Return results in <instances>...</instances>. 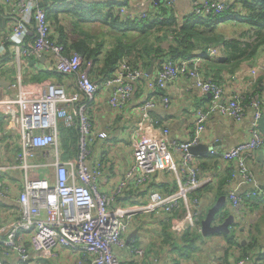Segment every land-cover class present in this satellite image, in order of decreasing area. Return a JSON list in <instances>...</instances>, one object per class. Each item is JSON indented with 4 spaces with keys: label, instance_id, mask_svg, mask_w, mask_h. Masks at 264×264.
<instances>
[{
    "label": "built area",
    "instance_id": "1",
    "mask_svg": "<svg viewBox=\"0 0 264 264\" xmlns=\"http://www.w3.org/2000/svg\"><path fill=\"white\" fill-rule=\"evenodd\" d=\"M67 1L76 3L84 0ZM7 2L12 26L9 35L0 41V56L6 52V42L14 43L13 51L17 57L41 58L48 55L51 70L71 77L74 91L67 93L62 86L43 81L36 83V95L26 96L22 90V76L18 74L9 85V93L0 97L3 129L18 140L15 145L8 142L12 145L9 150L13 161L7 163L4 160L0 164V173L17 178L15 182L8 178L0 179V202L15 204L13 208H0V264L13 258H17L19 264H40L36 259L51 261L58 247L75 253L76 264H122L114 249L125 245L122 232L126 222L139 214L162 212L169 219L170 230L177 234L188 228L201 231L196 192L207 180L189 148L200 143L208 112L198 111L193 135L175 144L168 141V126L150 116L151 110L168 106L166 90L171 82L178 79H186L202 95L209 94V112L217 110L236 123L242 121L246 107L250 108L253 122L247 140L228 150L219 152L213 149L210 153L212 157L235 166L240 177L238 186L250 185L245 191L246 198L264 196L247 165L256 150L264 149V133L259 132L257 124L264 106V88L235 89L226 97L223 82L206 79L198 58H166L151 75H146L134 62L123 59L110 78L98 83L90 78V63L84 66L78 52L71 50L67 53L64 45L57 42L40 0ZM174 2L133 0L129 9L120 7L114 12L130 21L146 18L148 11H155L153 14L162 18L170 15ZM229 2L192 0L191 11L196 15L219 13L228 8ZM31 33L33 39L27 42L26 38ZM217 53V49L209 50L211 56ZM251 73L254 78L256 70ZM143 77L147 78L146 99L136 107L138 119L130 165L112 192L102 193L98 182L103 166L96 160L90 162V145L96 139H104L106 134H93L89 104L99 88L105 86L109 88L110 108L118 114L126 112L134 86ZM245 100L247 104H244ZM59 124L77 129L78 151L72 160L61 159ZM147 130L153 133L147 135ZM40 171H43L42 175ZM160 171L175 176V190L167 194L151 192L147 202L141 205H114L130 180L135 186H142L152 174ZM9 186L17 190L15 199L11 198ZM225 197L234 220L241 225L248 224L244 201L237 188H228ZM177 210H182L179 217L174 214ZM134 251L139 257L144 255L142 249ZM248 263L249 256H245L231 264Z\"/></svg>",
    "mask_w": 264,
    "mask_h": 264
},
{
    "label": "crops",
    "instance_id": "2",
    "mask_svg": "<svg viewBox=\"0 0 264 264\" xmlns=\"http://www.w3.org/2000/svg\"><path fill=\"white\" fill-rule=\"evenodd\" d=\"M44 1L46 2V8H53L59 0H40V6L42 8H44L42 6ZM87 1L90 0L79 2L84 4ZM221 1L224 2L227 0ZM132 2L133 0H128V5L125 8L129 9ZM191 8L192 0H175L174 2V11L179 17L185 16L191 11ZM57 14L58 24H54L52 20H48L56 36V27L59 25L64 26L67 23L62 13L58 12ZM11 16V9L7 0H0V41L8 36L11 31ZM8 43H11L9 48L13 52L14 43ZM33 59V62L30 63L28 58L17 57L13 53L12 58L6 61V66L3 68L4 76L0 79V97L9 93V85L14 82L18 74L22 76L21 85L23 93L26 96L36 95V83L43 81L60 85L67 93L74 91L73 79L69 76H63L60 79L55 76H50L39 81H34V76L37 73H40V76L52 73V70L48 55ZM200 64L202 69H204L205 61H201ZM262 68H264V58L257 57L252 63L247 65L242 64L238 72L233 76L222 72L220 77L224 84L226 97L235 89H240L241 91L258 89L256 82L263 75L260 70ZM252 70H256V74L254 75L255 83H253ZM91 79L97 81L92 75ZM146 79V77H143L135 84L133 97L126 112H120L118 114L110 108L108 105L109 88L105 86L99 88L94 100L89 104V119L93 134L95 135L98 132L106 134L104 139H96L90 145L92 150L90 162L95 160L102 162L103 173L98 182L99 189L102 193H111L114 186L122 178L124 172L130 165L134 131L138 119L136 107L146 99ZM5 82L9 83V85L6 86ZM262 83H259V85L261 86ZM262 87L264 88V86ZM166 94L169 98L168 106L165 108L159 106L151 110L150 116L164 122L168 126V141L170 143L175 144L186 141L193 135L198 111L208 112L205 129L200 134V143L210 146V151L213 149L219 152L225 151L247 140L253 122L250 108L246 107L244 117L239 123L234 122L217 110L209 112L211 104L210 97L200 94L184 78L171 82L168 85ZM244 104H247L246 100ZM257 124L259 132L264 133V106L261 109V118ZM1 127H3V124L0 125V135H2L0 136V164L4 160H7V163H11L13 161V154L9 149L12 145L8 143L11 138V133L6 132L4 129L1 130ZM150 133L153 132L147 130V135ZM210 151L206 154L194 155L199 166L201 167L202 165L201 173L207 180L201 187L199 194H197L198 208L202 212L203 217L207 210L216 202L217 199L215 198L214 190L223 178H226L224 183L226 190L228 188H237L238 194H242L250 187L248 184L238 186L240 177L236 174L235 166L230 162H223L212 157ZM247 165L253 173L255 182L264 191V149L256 150L251 158L248 159ZM176 185L175 176L166 171L152 174L142 186H135L132 180H130L123 189L122 194L115 199L114 205L121 207L141 205L147 202L148 195L151 192L159 191L165 193L168 190H175ZM9 187L11 190V198L14 197L13 199H15L17 190L14 186ZM5 203L10 206L15 205L11 201ZM225 205L226 209L230 211L227 201ZM182 210L174 212L175 216L179 217L182 214ZM258 212L264 215V205L255 208L253 203L251 208L249 207V210L246 209L247 215L255 216ZM5 218L4 216L3 221ZM234 223H236L235 220ZM258 225L260 228V236L256 249L260 250V246H264V219L259 220ZM164 226H167V233H163ZM188 229L191 230L193 228ZM188 229L178 234L174 233L169 228V219L162 212L135 215L126 222V227L122 232L125 245L121 248H115L114 253L118 256L122 264H203L202 258L204 256H210L208 254L209 252H214L213 254L215 255L214 258L210 256L209 264H225L226 261L227 263H231L234 258L237 259L239 250L226 244L225 238L222 235H218L217 233L203 236L201 231L198 232L200 238L196 243L198 249L194 253H191L192 256L188 258L183 248L180 250L177 249L172 245L171 240L180 238ZM250 231H252V228L247 230L246 227H241L236 234V240L241 242L242 245L248 244ZM195 232L197 231L195 230ZM252 232L253 234L258 233L254 228ZM137 249L143 250L144 255L142 257L137 256L135 253L134 250ZM202 252L207 253L200 257ZM75 259V253L58 247L56 256L51 261L36 260L40 264H76ZM3 263L19 264V260L17 258L5 259Z\"/></svg>",
    "mask_w": 264,
    "mask_h": 264
},
{
    "label": "trees",
    "instance_id": "3",
    "mask_svg": "<svg viewBox=\"0 0 264 264\" xmlns=\"http://www.w3.org/2000/svg\"><path fill=\"white\" fill-rule=\"evenodd\" d=\"M66 1L59 0L53 8H46L44 1L42 6L46 12V18L58 24L57 13L63 14L67 23L56 27L57 42L64 45L67 53L71 50L78 52L84 66L90 63V78L92 75L98 83L110 78L123 59L134 62L144 71L151 62H154L155 73L166 58L171 60L198 58L206 63L203 66L204 77L221 81L222 72L235 75L242 64L247 65L255 61L264 49V0H230L226 10L208 15H196L190 11L185 16L179 17L173 7L168 17L159 18L153 14L155 11H148L146 18L136 21H130L114 12L120 7H127L128 0H90L84 4ZM163 14L162 12L161 15ZM90 24L99 26L101 31L98 34L92 33ZM226 26L232 29L227 32ZM237 27L242 30L236 36ZM32 39L33 33L26 38V41L29 42ZM10 44L8 42L5 44L6 52L0 56V79L4 76L3 68L6 66V61L11 59L14 53L9 48ZM212 48L218 50L215 56L209 54ZM33 60V57L28 58L30 63ZM260 70L263 75L256 82L259 90L264 86V68ZM51 72L40 76V73H37L34 81L50 76L59 79L66 76L56 71ZM259 83L262 85L260 86ZM3 123L4 117L0 114V125ZM58 138L62 150L61 159L72 160L78 151L77 129L65 128L59 124ZM200 168H203L202 165ZM4 178L12 182L17 181L16 177L8 173L1 174L0 179ZM225 181L226 178H223L215 188L216 199L223 195L227 196V190L224 188ZM200 190L196 192L197 198ZM172 191L161 193L167 194ZM241 196L247 210L253 203L255 208L264 205V196L246 198L245 192ZM14 206L0 202V208L3 210ZM225 206L215 215V222H221L228 214H232V211L227 210ZM199 217L203 219L201 211ZM261 219H264L263 214H260ZM254 225L247 223L241 225L236 222L231 224L230 233H218L225 238L230 247L233 246L239 250L237 259L234 258L232 262L249 256L248 264H264V246H260V250L256 249L259 244L260 228L258 223ZM241 227H246L247 230L252 228V231L254 228L258 232L254 234L252 231L249 232L250 240L246 245L236 240V234ZM163 228V233H167V226ZM199 238L198 231L188 229L180 238L171 240L172 245L179 250L183 248L185 255L190 258L191 253L198 249L196 243ZM231 263L226 261L225 264Z\"/></svg>",
    "mask_w": 264,
    "mask_h": 264
},
{
    "label": "water",
    "instance_id": "4",
    "mask_svg": "<svg viewBox=\"0 0 264 264\" xmlns=\"http://www.w3.org/2000/svg\"><path fill=\"white\" fill-rule=\"evenodd\" d=\"M153 70H154V62H151V64L145 71L146 75H151L153 73ZM5 83L6 86L9 85V83L7 82ZM207 96H209V94ZM210 149H211L210 146L199 143L196 146H191L189 148V152L192 155H200V154L208 153ZM225 203H226V197L224 195L220 196L219 198H217L216 202L207 210L205 216L203 217L200 223L201 234L203 236L217 234L220 232H225L227 234L229 232L230 225L234 223V216L232 214H229L221 222L218 223L215 222L214 219L215 215L222 209Z\"/></svg>",
    "mask_w": 264,
    "mask_h": 264
},
{
    "label": "rangeland",
    "instance_id": "5",
    "mask_svg": "<svg viewBox=\"0 0 264 264\" xmlns=\"http://www.w3.org/2000/svg\"><path fill=\"white\" fill-rule=\"evenodd\" d=\"M221 25H223V24H221ZM242 27H243V25H241ZM239 28H240V26H238ZM238 27H237V29H236V36L238 35V33L242 30V29H238ZM232 28L230 27V26H226V28H225V30H227V32H229V30H231ZM90 31L92 32V33H95V34H98L100 31H101V28H99V26H97V25H92V24H90ZM262 50V49H261ZM258 57H262V58H264V49H263V51H261L259 54H258ZM10 141H11V143L13 144V145H15V144H17V137L16 136H14V135H11V138H10ZM40 173V175H42L43 174V171H40L39 172ZM1 174L2 173H0V176H1ZM259 213V212H258ZM257 213V215H255V216H251V215H245V218H246V221H248V224H254L255 222L256 223H258L259 222V220H260V213L258 214ZM227 244V243H226ZM207 252H202V254L200 255V257H202V256H204L205 254H206ZM214 252H209L208 254L212 257V258H214L215 257V255L213 254ZM207 254V255H208ZM210 256H204L203 258H202V262H203V264H209L208 263V261H209V259H210ZM193 261H194V259H193Z\"/></svg>",
    "mask_w": 264,
    "mask_h": 264
}]
</instances>
